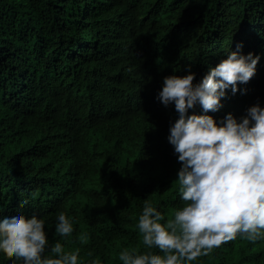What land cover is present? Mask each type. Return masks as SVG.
I'll list each match as a JSON object with an SVG mask.
<instances>
[{"label":"trees","instance_id":"trees-1","mask_svg":"<svg viewBox=\"0 0 264 264\" xmlns=\"http://www.w3.org/2000/svg\"><path fill=\"white\" fill-rule=\"evenodd\" d=\"M241 43L261 58L247 92L229 88L208 110L217 122L264 106V0H0V216L45 218L49 244L79 247L84 260L144 251V199L166 216L184 203L168 140L179 114L157 99L163 77L192 71L198 82ZM61 210L74 218L66 241ZM13 259L0 251V264ZM198 264H264V238L237 235Z\"/></svg>","mask_w":264,"mask_h":264},{"label":"clouds","instance_id":"clouds-1","mask_svg":"<svg viewBox=\"0 0 264 264\" xmlns=\"http://www.w3.org/2000/svg\"><path fill=\"white\" fill-rule=\"evenodd\" d=\"M242 46L226 50V57L198 82L192 71L163 77L157 99L174 102L179 114L168 140L182 162L177 180L184 203L166 216L152 199H144L136 227L145 250L122 248V264H198V257L237 235L264 238V106L250 105L239 118L228 112L219 122L208 112L223 106L229 88L233 94L247 92L240 84L253 77L261 57L243 53ZM197 104L203 113L190 114ZM73 219L63 210L57 214L56 232L65 241L74 232ZM45 225L35 213L0 216V251L15 258L10 264H104L98 255L84 260L79 247L66 251L61 239L50 245ZM77 238L86 243L88 235Z\"/></svg>","mask_w":264,"mask_h":264},{"label":"bare ground","instance_id":"bare-ground-1","mask_svg":"<svg viewBox=\"0 0 264 264\" xmlns=\"http://www.w3.org/2000/svg\"><path fill=\"white\" fill-rule=\"evenodd\" d=\"M139 87V86H138Z\"/></svg>","mask_w":264,"mask_h":264}]
</instances>
